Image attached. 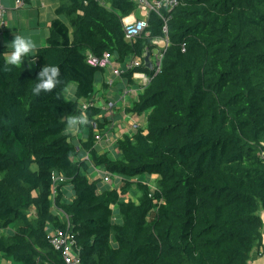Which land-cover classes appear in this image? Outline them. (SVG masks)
<instances>
[{"label":"trees","instance_id":"obj_1","mask_svg":"<svg viewBox=\"0 0 264 264\" xmlns=\"http://www.w3.org/2000/svg\"><path fill=\"white\" fill-rule=\"evenodd\" d=\"M106 3L61 0L47 44L11 71L2 70L9 49L0 45V253L65 264L49 240L50 226L67 228L56 205L70 217L82 264H250L264 225V0H179L161 71L144 58L123 74L150 81L129 109L146 114L145 125L118 139L117 154L96 148L105 124L96 105L88 138L76 144L69 132L104 70L87 54L110 52L125 64L152 54L165 33L151 12L147 32L126 40L123 18L138 4ZM47 64L60 67V83L37 96ZM92 165L122 176L121 186L103 187ZM154 174L153 187L142 176ZM134 190L137 199L128 197Z\"/></svg>","mask_w":264,"mask_h":264},{"label":"crops","instance_id":"obj_2","mask_svg":"<svg viewBox=\"0 0 264 264\" xmlns=\"http://www.w3.org/2000/svg\"><path fill=\"white\" fill-rule=\"evenodd\" d=\"M101 4H107L106 0H99ZM0 4L6 8V26L4 30L0 32V45L7 46L9 49L8 54L11 52L10 43L14 38V34L24 35L31 37L37 44L35 50L30 52L31 56L35 55L38 48L47 44V38L50 34L51 22L58 17L57 8L61 4V0H30L25 1L23 7H16V0H0ZM109 6V5H108ZM136 16L134 13L128 17V19H134ZM63 19H67L63 17ZM156 45V44H155ZM153 51L155 54L160 48L158 45ZM137 57V56H135ZM114 60L117 57L114 55ZM118 62V61H117ZM35 59H30V66L34 68ZM32 64V65H31ZM143 72H136V74ZM140 80L136 76L132 80H128L126 77L121 78L113 74L110 68H105L98 76L95 87L94 102L96 106L101 108V114L99 115L104 122L103 130H97L96 133L101 136L96 142V148L99 152L109 151L112 154H117L116 148L117 141L125 134H130L134 131L135 127L140 125L144 126L146 122V114L137 115L129 111L133 104L138 101L141 91ZM70 96L73 98L76 92V85L71 84ZM114 102L115 106L112 111L108 110V103ZM82 102V101H81ZM76 121L74 124L69 125V132L73 136V141L76 144H81L89 136V128L86 126V122L80 123L79 116L72 118ZM87 159V156L84 157ZM104 168L91 166L90 177L97 178L106 175ZM148 179L144 180L152 185L151 180L155 181L158 175L147 176ZM123 181L122 176H111V182H103V187H120ZM138 194L136 191H132L128 197L137 199ZM74 197V191L70 187L65 196V200H72ZM55 210V209H54ZM56 211V210H55ZM261 216L264 221V210L261 211ZM116 220L120 221V216L117 215ZM51 231H54V227L50 226ZM0 264H21L13 259H9L0 253ZM250 264H264V225H263V243L256 247L251 254Z\"/></svg>","mask_w":264,"mask_h":264},{"label":"built area","instance_id":"obj_3","mask_svg":"<svg viewBox=\"0 0 264 264\" xmlns=\"http://www.w3.org/2000/svg\"><path fill=\"white\" fill-rule=\"evenodd\" d=\"M26 0H16V7H23ZM138 4V8L141 10V14L139 17H134V19H128V17L123 18V29L125 39L133 42L140 36H142L149 27V16L151 12H155L158 14L163 22V31L165 33V37H158L153 40V43L158 45L160 48L158 51L154 53H150L148 49L144 52L143 57H134L132 60L127 61L125 64L118 63L114 60V55L110 52H105L101 56H97L91 52L87 54V61L91 65L100 68H110L114 75L124 78V73L129 70H133L136 67L141 66L144 63V58H146L150 53V62L152 63V68H155V72L158 73L161 71L162 67V58L163 51L167 48L169 44L168 39V20L170 18L169 12L179 3V0H134ZM166 11L167 13H164ZM6 8L0 4V32L4 30L6 26ZM131 16V15H130ZM146 61V59H145ZM147 62V61H146ZM134 77L136 76L140 80L141 88L143 89L150 81V77L146 73H134ZM95 104L94 99L82 101L80 104V115L79 122L81 118H85V122L87 119V111L88 109ZM115 103H108V110L112 111L114 109ZM137 127V126H136ZM135 127V128H136ZM101 136L98 134L97 139H100ZM88 158V157H87ZM54 181H63L65 177L60 174L54 175ZM104 182L110 183L111 176L106 174L103 176ZM54 193H55V187ZM54 209L59 215H62L66 221L67 228L65 230H57L51 231L49 234V240L53 247L61 252L62 258L65 264H82V259L80 256V249L77 245L76 234L72 232L70 229L71 222L69 215L62 210L61 208L54 205Z\"/></svg>","mask_w":264,"mask_h":264},{"label":"clouds","instance_id":"obj_4","mask_svg":"<svg viewBox=\"0 0 264 264\" xmlns=\"http://www.w3.org/2000/svg\"><path fill=\"white\" fill-rule=\"evenodd\" d=\"M10 54L3 57L4 71H11L12 66H18L28 56L30 52L36 49L37 44L31 37L24 35L14 34V38L10 43ZM60 67L58 65H46L38 73L37 82L32 89L33 94L39 96L42 92H51L57 84L60 83ZM85 118H81L80 123H84ZM74 119L69 120V124H74Z\"/></svg>","mask_w":264,"mask_h":264},{"label":"rangeland","instance_id":"obj_5","mask_svg":"<svg viewBox=\"0 0 264 264\" xmlns=\"http://www.w3.org/2000/svg\"><path fill=\"white\" fill-rule=\"evenodd\" d=\"M134 14L136 15V16H140V14H141V10H140V8H138L137 10H135V12H134ZM133 58H131V60H132ZM130 61V60H129ZM32 65V64H31ZM31 67V66H30ZM33 70H34V68H32ZM70 89H71V86L69 87V89H68V91H67V95L69 96V97H71L70 96ZM142 176V175H141ZM140 177V176H139ZM142 179H144V180H146V179H148V177H147V175H143L142 176ZM151 183H152V186L154 187L155 186V181H153V180H151Z\"/></svg>","mask_w":264,"mask_h":264},{"label":"water","instance_id":"obj_6","mask_svg":"<svg viewBox=\"0 0 264 264\" xmlns=\"http://www.w3.org/2000/svg\"><path fill=\"white\" fill-rule=\"evenodd\" d=\"M149 58H150V53H149V55L145 59L149 63V66L152 67V63L150 62Z\"/></svg>","mask_w":264,"mask_h":264}]
</instances>
